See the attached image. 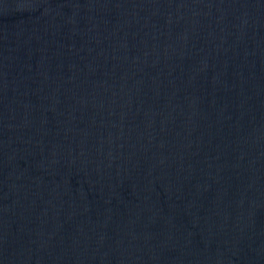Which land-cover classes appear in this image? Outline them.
<instances>
[{"label": "water", "instance_id": "water-1", "mask_svg": "<svg viewBox=\"0 0 264 264\" xmlns=\"http://www.w3.org/2000/svg\"><path fill=\"white\" fill-rule=\"evenodd\" d=\"M0 264H264V0H0Z\"/></svg>", "mask_w": 264, "mask_h": 264}]
</instances>
